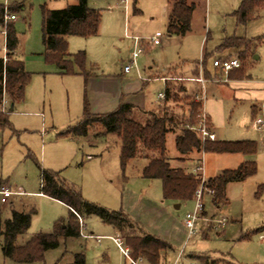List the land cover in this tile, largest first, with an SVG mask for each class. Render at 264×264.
Listing matches in <instances>:
<instances>
[{"label": "rangeland", "instance_id": "obj_1", "mask_svg": "<svg viewBox=\"0 0 264 264\" xmlns=\"http://www.w3.org/2000/svg\"><path fill=\"white\" fill-rule=\"evenodd\" d=\"M242 1L190 0L196 6L190 32L183 37H169V0H89L92 8L102 12L99 36L69 39V52L85 50L89 62L104 74H117L124 65L131 63L134 42L129 37L145 40L149 45L137 59V67L131 74L144 81L148 80L150 67L158 72L171 71L206 60L208 68L212 69L214 58H241L243 46L229 50L218 47L230 38L246 39L248 56L242 60V67L228 75L211 72L208 83L230 85L240 80L241 70L245 72L241 80L248 79V84L239 93L227 86L215 92L214 101L223 107V123L217 126V136L221 140L257 141L254 159L258 169L246 181L228 186L230 204L222 211L215 210L211 194L203 195L201 227L204 236L198 224L191 236L185 228L187 216L196 210V198L182 202L178 209L181 203L164 198L161 180L143 178L142 170L146 165L143 159L130 161L123 170L117 136L103 134V129L96 128L86 137H60V133L74 126L83 115V79L34 70L25 100L9 115L17 133L10 128L0 129V185L8 182L27 194V197L13 200L14 205L0 201L3 219L11 217L12 209L36 210L29 231L18 238L19 245L38 233L52 232L56 221L70 217V208L66 204L36 194L40 191L42 170H49L79 192L85 202L110 214L121 213L128 223L119 218L117 224L128 228L131 234L139 235L141 230L169 242L173 250L167 253L165 264H204L203 258H214L224 264H233L232 261L235 264H264V199L255 196L257 186L264 182V131L254 126L256 116L264 119V8L254 13L253 20L240 24L234 12ZM69 2L52 0L47 7L62 9ZM34 8L40 9L37 3ZM157 33L161 35V44L154 46L149 40ZM28 36L35 49L36 42L42 37V26L27 28L25 40ZM4 44L0 30V58ZM28 48L30 50L28 43L23 42L17 49V58L24 60ZM189 89L193 90V87ZM163 90L161 81H150L146 86L144 95L148 110L158 109L157 97ZM4 100L6 103L3 101L0 110L8 112V96ZM254 104L261 108L257 114L253 113ZM171 106L177 113L183 110L176 103L171 102ZM188 110L189 107L184 106L185 116ZM166 147L173 157V165L178 166L174 161L177 152L173 133L167 136ZM203 156L207 179L222 169L237 168L242 159H251L229 154L204 153ZM78 219L79 223L82 220L85 237L61 239L58 248L46 252L44 261L30 264H72L78 253H84L86 264H133L121 249L126 248L124 242L120 247L114 241L120 236L116 225L105 222L97 214ZM2 244L3 238L0 239V264H19L4 256Z\"/></svg>", "mask_w": 264, "mask_h": 264}, {"label": "trees", "instance_id": "obj_2", "mask_svg": "<svg viewBox=\"0 0 264 264\" xmlns=\"http://www.w3.org/2000/svg\"><path fill=\"white\" fill-rule=\"evenodd\" d=\"M137 1V0H135ZM171 10L168 18L167 33L169 36H185L191 30V22L195 11V4L190 0H169ZM24 8L23 3L14 4L13 12ZM264 8V0H243L234 12L237 22L246 24L255 18L254 13ZM42 43L45 60L49 65H55L62 70L64 75H82L85 86L94 72L88 65L87 54L79 51L70 55L68 38H91L99 33L102 14L100 10L89 6V0H76V4L69 5L60 10H50L42 7ZM0 23L3 24V11L0 8ZM261 39V38H260ZM19 39L15 24L7 25L6 50L7 61L0 58V105L4 93L9 97L11 106L25 99L26 88L31 82V74L25 69L24 62L13 59V54L18 48ZM245 47L241 61L248 56L247 41L244 38H230L218 47L220 50L239 49ZM238 77L244 78L245 72L240 71ZM195 74L198 75V69ZM247 76V75H246ZM176 77L175 82L168 83L166 87L164 105L157 113H146L136 117L134 107L122 103L115 111L95 115L91 113L90 106L85 96L83 116L74 126L67 128L59 136L63 138H80L88 136L96 128L103 129V134H112L119 138L121 147V166L125 170L130 161L143 159L147 165L142 170V176L149 180H161L165 199L178 203L194 200L196 191L202 183L199 175L183 166L173 165V159L168 156L167 136L177 133L175 141L179 158L174 161L187 162L192 155L204 153L214 154H244L254 156L258 151L256 141H207L205 144L199 134L187 128L195 125L197 115L202 103L189 95L186 86ZM86 91V90H85ZM171 102L176 103L182 110L177 113ZM184 106L189 110L184 113ZM10 110H0V129H12L9 120ZM13 130V129H12ZM202 158L196 160L201 162ZM257 173V164L248 162L235 170H225L214 178L207 179L203 184L204 194L212 195L214 206L228 203L226 197L227 186L230 183L242 182ZM42 189L45 196L58 200L70 208L68 220L56 221L50 233H38L27 242L19 245L18 238L25 235L32 224L36 214L34 208L29 211L12 209L11 217L3 219L0 209V239L3 238L4 256L14 263L30 264L44 261L47 251L60 246L61 239H74L80 237L79 217L97 214L105 222L116 225L119 238L130 248L131 258L136 261L146 260L149 264H161L163 252L170 248L168 242L152 235H133L117 224L120 218L128 223V219L121 213L110 214L84 201L81 194L71 186L59 180L58 174L42 170ZM257 199H264V183L258 185L255 192ZM204 264H221L220 261L210 258L202 259ZM72 264H86L84 253L74 256Z\"/></svg>", "mask_w": 264, "mask_h": 264}, {"label": "crops", "instance_id": "obj_3", "mask_svg": "<svg viewBox=\"0 0 264 264\" xmlns=\"http://www.w3.org/2000/svg\"><path fill=\"white\" fill-rule=\"evenodd\" d=\"M50 1H52V0H10V8H11L10 12L17 16V20L13 21V22H9V23H14L15 24L16 33H17V36H18V39H19L18 48L22 45L23 42L25 43V41L30 46V50L28 48V50L26 51V56H25L24 60H21V59L17 58V56H18L17 50L13 54V59H17V60L23 61L25 69H26V71L28 73L31 74V72H33L34 70L35 71H40V72H43V73L44 72H48V71H53L56 74H59L61 76H76V77L82 78L83 82H84V99H85V96H86L87 100H88V103H89V106H90L91 113H93L95 115L111 113V112L115 111L122 103H127V104H130V105H132L134 107L133 112L136 115V117H139V118H140L141 115L146 114V113H157V112H159L160 109L162 108V106L164 105L166 87H167L168 83L175 82L177 76L178 77H182V78H179V80L186 83L185 86L187 88L188 93H190V91H191L193 96H195L196 94L200 93L202 88L205 87V100L203 102V108H204L205 112L207 113V115H208V117L210 119L211 130L216 135V140L215 141H233V140H221L217 136V126L219 127V125H222V123H223V107L220 106L219 102L214 101L213 97L216 96L215 92L217 90L221 89L224 86L230 87V88H232V90H234V92L239 93L242 90V88L246 84H248V83H246V81H248V79L236 80V81H233L230 85H212V84L208 83V81L210 80L208 75L211 74V72L219 71V70L214 68V66L212 67V69H209L208 66H207V61L205 60V61H202L201 63H199L198 65H193L192 67L191 66L186 67L184 65V66H182L183 68H181V69L178 68L177 70L173 69L171 71H167L168 69H166L165 71H161V72L159 71L158 72V71H153L154 68L150 67L149 68L150 71L148 73V80L144 81L143 79H141L139 77L135 78V77L131 76V74H132L134 69L131 72H129V73H126L124 71V67L127 66L128 64L124 65L122 70L119 73H117V74L100 73L99 70L97 69V67L89 62L88 56H87L88 65L90 67L94 68V72H93L92 76L90 77V79L88 80L87 87H86L85 86V79H84V77L82 75H64L62 70L59 69L57 66L49 65V64L46 63L44 47L42 46V37L39 38V40L36 42L35 49L31 45L32 41L30 40L29 36L25 40L24 36H25L27 28H31V27L33 28L35 26L37 28H40L42 26L43 16H42V10L41 9H42V7L44 5H46V7H47L48 2H50ZM18 3H23L24 4V8L21 11H19V12H13L12 11V6H14V4H18ZM35 3H37L39 5L40 9H35L34 8V4ZM74 4H76V0H70L69 4L67 6L74 5ZM93 9H96V8H93ZM50 10H60V9H50ZM101 14H102V12H101ZM169 14H170V12H169ZM167 16H168L167 18H169V15H167ZM101 20H102V18H101ZM167 24H168V19H167ZM2 27H3V24L0 23V29ZM99 34H100V30H99V33H98L97 36H99ZM3 37H4L5 44H4V47H3L4 53H3L2 58L6 62V59H7L6 37L7 36L3 35ZM133 37H135V36H133ZM169 37H172V36H169ZM70 38L71 37L68 38V46H69V39ZM87 39H89V38H87ZM129 39H131V38H129ZM131 40H133V39H131ZM133 42H134V40H133ZM160 44H161V40H160ZM34 45H35V42H34ZM148 45H149V43H146V42L144 43L145 49H146V47ZM159 45H154V46H159ZM134 47H135V44L133 45V49H134ZM79 51H85V50H79ZM69 53H70V55H74L77 52L76 53L69 52ZM86 54H87V52H86ZM215 59H220V60H225L226 59L227 60V59H239V58H236V57L228 58V57H226V58H214V60ZM241 63H242V61H241ZM169 69H172V68H169ZM196 69H198V75L195 74ZM155 70H157V69H155ZM179 70H180V73H178ZM139 76H140V72H139ZM200 78H202L204 80V83H200V82L194 80V79H200ZM250 79H251V77H250ZM31 81H32V74H31ZM150 81H161L164 84V90L159 92V94H158L157 98H158V101H159V107L155 111H151V110L147 109V106H146L147 99H146V97L144 95L145 88H146V86L149 85ZM30 84H31V82H30ZM29 85L26 88V92H27V89H28ZM190 87H193V90L192 89L190 90L189 89ZM161 95H164V98H162ZM210 95H212L211 96L212 98H210ZM6 96L7 95L4 93L3 99H2V103H3V101H5L4 97H6ZM25 97H26V94H25ZM8 99H9V97H8ZM22 102H16L15 105L13 106L14 110H15L16 105L18 103H22ZM4 103H6V101ZM9 104H10L9 110H10V113H11V102H10V99H9ZM260 109H261L260 106H257L255 104L253 105V113L257 114ZM83 110H84V105H83ZM256 114H255V116H256ZM80 119L78 120V122L80 121ZM257 119H262V118L257 117V116L254 118V126H255V128L262 129L264 131V129L262 127H258L256 125V120ZM262 120L264 121V119H262ZM12 129H13V131L15 133H17V131L13 128V125H12ZM173 134H174V145H175V141H176V138H177L178 134H175V133H173ZM74 139H76V138H74ZM237 141H247V140H237ZM250 141H252V140H250ZM175 149H176V145H175ZM203 154L204 153L201 154V158H202V161L204 162ZM229 155H243V156L251 157L250 160L242 159L240 161L239 166H237V168L240 167L241 165L245 164V163H248V162H255L257 164V161L254 159V157L257 154L254 155V156L244 155V154H229ZM168 156L170 158H173L169 154H168ZM174 158L175 159L179 158L178 153H177V155L174 156ZM198 158H200V155H192L187 162L179 163V162L176 161V163H178V166L186 167V168L190 169V171L193 172V168L195 167V165L198 164L196 162V160H198ZM147 163L148 162L146 161V165H147ZM203 166H204V163H203ZM237 168H233V169L225 168V169H222V170H220L218 172L217 175H215L213 177H210V178H214V177L218 176L219 174H221L225 170H235ZM257 169H258V164H257ZM204 175H205V170H204ZM205 178L207 180L206 175H205ZM210 178H208V179H210ZM3 182H6V181H3ZM242 182H244V181H242ZM242 182H235V183H242ZM262 183H264V182H262ZM2 185H7L12 190L17 191V192L20 193L19 195L12 196L7 201V202H10L12 205H14L13 200L19 199L21 197H27V194L25 192H22V190H19L17 187L12 186L8 182L1 184L0 187ZM228 186H227V190H226V197H227L228 203L225 204V205H220V206H214L213 205L217 212L218 211H222L224 206L230 204L229 199H228ZM41 189H42V183H41V186H40V191L38 193H36V194H38L40 196H43L44 194L41 193ZM0 201H1V197H0ZM7 202L3 203V204H7ZM1 203H2V201H1ZM181 205H182V203L179 204V208L181 207ZM177 208H178V206H177ZM206 212L207 211H206V207H205V213ZM224 219L225 218H222V220H224ZM201 220L197 224H198V226L200 228V231L203 232L202 234L204 236V229H202V227H201ZM185 228H186V226H185ZM140 234L150 235V234H147V233H145V232H143L141 230H140ZM80 237H83L81 235V233H80ZM207 237H208V235H207ZM207 237H205V238H207ZM159 239H161V238H159ZM169 245H170V248L167 249L166 251H164L163 254H162L163 255V259L161 261V264H165L166 263V255H167V253L169 251L173 250L172 245L170 243H169ZM126 248L130 251V248L128 246H126ZM181 255H182V253L179 254V259L181 258L180 257ZM208 257H210V256H208ZM222 257H225V256H222ZM199 258L201 259V257H199ZM215 260H217V259H215ZM136 262L138 264L139 263L149 264L144 259L136 260ZM220 263L224 264L222 262H220ZM232 263L235 264L233 261H232ZM195 264H198V263H195Z\"/></svg>", "mask_w": 264, "mask_h": 264}, {"label": "built area", "instance_id": "obj_4", "mask_svg": "<svg viewBox=\"0 0 264 264\" xmlns=\"http://www.w3.org/2000/svg\"><path fill=\"white\" fill-rule=\"evenodd\" d=\"M0 8L3 11V27L0 30L3 33V35L7 36V23L16 21L17 16L10 12L11 9L10 0H0ZM160 36L161 35L157 33L155 36L151 37L149 42L152 43L153 45H159ZM129 38L134 40L135 47L132 54L131 63L124 67V71L126 73L131 72L133 69L137 67L136 64L137 59L145 51L144 43L146 42L145 40L139 37H129ZM213 66L214 68L218 69L220 72L224 73L225 75H228L231 71L240 69L242 67V63L239 59H227V60L215 59L213 61ZM194 80L200 83H204V80L202 78L194 79ZM161 97L164 98V95H161ZM195 100L201 102L202 107L199 109L196 124L193 126L188 124L187 128L196 131L199 134L203 144H205V142L207 141H215L216 135L211 130L210 119L203 108V102L205 100V87L202 88L200 93L195 95ZM256 125L264 129V121L262 119H257ZM193 173L201 177L202 183L198 188V190L196 191V196H195L197 200L196 210L193 214H189L185 221V226L189 231V236L193 235L196 232V225L201 220L202 212L204 210L203 195L205 194L203 190V184L206 181V178L204 175L203 161L195 165V167L193 168ZM19 194H20L19 192L12 190L7 185H2L0 187V197L2 203H6L12 196ZM80 229H81L80 230L81 235L85 237L86 235L84 234L83 223L81 219H80ZM114 241L117 243L118 246L121 247L123 241L119 237L115 238ZM121 249L124 255L127 258L131 259L130 251L127 248L125 249L121 248ZM132 261L133 264H138L136 261L134 260Z\"/></svg>", "mask_w": 264, "mask_h": 264}, {"label": "water", "instance_id": "obj_5", "mask_svg": "<svg viewBox=\"0 0 264 264\" xmlns=\"http://www.w3.org/2000/svg\"><path fill=\"white\" fill-rule=\"evenodd\" d=\"M14 110V107L13 106H11V112ZM178 208H179V205H178Z\"/></svg>", "mask_w": 264, "mask_h": 264}]
</instances>
